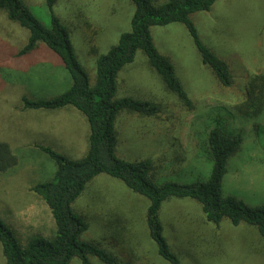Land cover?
<instances>
[{
    "label": "rangeland",
    "instance_id": "obj_1",
    "mask_svg": "<svg viewBox=\"0 0 264 264\" xmlns=\"http://www.w3.org/2000/svg\"><path fill=\"white\" fill-rule=\"evenodd\" d=\"M23 3L41 24L50 25L45 0ZM134 10L129 0L55 2L53 13L68 30L90 86L95 83L97 58L106 55L121 34L130 32ZM191 21L201 43L227 63L231 85L223 87L203 65L182 24L151 28L155 48L173 64L193 109L165 92L157 75L148 71L147 58L137 52L134 62L117 74L115 97L157 103L160 112L153 119L159 124L154 128L146 121L132 124L124 119L126 115L119 116L115 155L127 163L153 160L156 170L150 180L158 185L205 182L211 168L203 151L205 138L226 122L243 140L227 163L223 193L251 208H264V108L254 116L238 111L248 100L250 82L264 74V0H216L208 12L192 14ZM28 38L27 30L0 12V144L8 145L18 162L0 174V219L21 246L55 234L47 206L31 191L36 184L51 182L56 172L55 163L38 146L50 145L57 154L78 161L87 153L89 134L87 119L76 110V120L66 112L23 110L22 98H55L71 87L62 62L46 45L18 57ZM45 128L58 131L64 144L42 140L37 132ZM147 206V199L119 180L99 175L71 207L88 225L82 242L99 245L120 264H168L149 238ZM159 219L164 237L182 264H264V239L256 228L245 223L232 226L226 219L218 227L207 224L192 200L170 198L161 206ZM90 261L103 264L96 257ZM0 264H5L1 244ZM71 264L81 262L73 258Z\"/></svg>",
    "mask_w": 264,
    "mask_h": 264
},
{
    "label": "trees",
    "instance_id": "obj_2",
    "mask_svg": "<svg viewBox=\"0 0 264 264\" xmlns=\"http://www.w3.org/2000/svg\"><path fill=\"white\" fill-rule=\"evenodd\" d=\"M56 1L45 0L51 19L49 26L41 24L23 0H0V12L5 14L9 22L29 33L27 43L19 51L18 57L44 44L62 62L71 79L69 90L55 98H22L23 110L57 111L66 107L74 108L88 121V150L83 159L71 161L49 147L38 146L55 163L56 172L51 182L36 184L31 191L47 206L55 234L51 239L33 238L21 246L12 229L0 219V244L5 264H71L73 258H78L81 264H91L90 257L98 258L103 264H120L116 256L99 245L80 240L88 225L71 207L87 185L99 175L119 180L131 192L148 200L146 227L149 238L156 246L157 255L168 264H182L164 237L159 219L161 206L170 198L196 202L207 224L218 227L224 219L232 226L245 223L256 228L264 239V208H251L236 197L223 193L227 163L239 150L243 140L242 134L231 129L226 122L211 130L205 138L203 151L211 167L205 182L191 185L166 182L158 185L150 180V174L156 170L153 160L127 163L115 155L118 135L116 120L121 113L155 118L160 112L159 106L154 103L115 97L116 76L124 66L134 62L137 52L147 58L149 67L158 76L164 90L175 95L188 110L193 109L192 101L174 73L173 64L155 48L151 28L182 24L193 40L203 65L210 68L223 87L231 85L227 63L201 43L191 21L192 14L208 12L216 0H129L135 8L130 32L121 34L117 44L106 55L97 58L93 86H90L86 73L78 64L68 30L53 13ZM93 53H96L95 49ZM247 98V102L238 109L240 114H260L264 108V74L250 82ZM17 164V158L9 146L0 144V174L11 171Z\"/></svg>",
    "mask_w": 264,
    "mask_h": 264
},
{
    "label": "crops",
    "instance_id": "obj_3",
    "mask_svg": "<svg viewBox=\"0 0 264 264\" xmlns=\"http://www.w3.org/2000/svg\"><path fill=\"white\" fill-rule=\"evenodd\" d=\"M149 63H148V71L150 70L152 74H155L156 73L149 67ZM117 77V76H116ZM158 77V76H157ZM166 92V91H165ZM123 98V97H122ZM124 99V98H123ZM136 100V99H134ZM138 101H143V102H151V103H154L156 105H158L157 103L155 102H152V101H145V100H138ZM71 107H66L64 109H61V110H57V111H53V110H41V111H47V112H53V113H56V112H66L68 115L71 116V119L72 120H76L78 118V113H76V111H74L75 109H70ZM78 112V111H77ZM80 113V112H79ZM121 115H126V118H124L128 123H132V124H137L139 122H142V121H146V124H150L153 128L156 127L159 123L157 121H155L153 118H149V117H140L138 115H134V114H129V113H121L119 116ZM118 116V118H119ZM117 118V119H118ZM88 122V121H87ZM89 126V124H88ZM116 129H117V133H118V128H117V120H116ZM89 134H90V127H89ZM88 134V135H89ZM37 135L42 139V140H45V141H48V142H55V143H59V144H64V141L61 139V136L59 135L58 131L52 129V128H45L44 130H40L39 132H37ZM119 135V134H118ZM87 140H88V136H86ZM117 143H118V139H117ZM88 144V142H87ZM36 146V145H35ZM50 145L48 146H45L43 145V147H49ZM40 147V146H39ZM37 148V147H36ZM88 150V149H87ZM65 158L69 159L71 157H68V156H64ZM22 218H23V213L22 214H19ZM20 217V224L23 222V219ZM27 223V222H26Z\"/></svg>",
    "mask_w": 264,
    "mask_h": 264
}]
</instances>
